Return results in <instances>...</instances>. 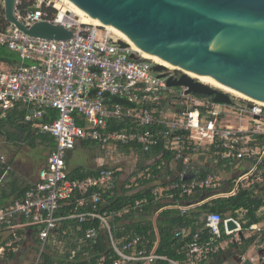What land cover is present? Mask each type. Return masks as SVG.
<instances>
[{
	"label": "built area",
	"instance_id": "obj_1",
	"mask_svg": "<svg viewBox=\"0 0 264 264\" xmlns=\"http://www.w3.org/2000/svg\"><path fill=\"white\" fill-rule=\"evenodd\" d=\"M32 1L33 5L21 14L16 0L19 21L26 26L57 24L73 35L67 41L35 39L11 25L0 32V47L19 56L11 70H0V115L6 118L10 113H21L22 122L34 135L44 134L54 143L36 182L22 200L7 209L0 207V226L10 234L0 248V256L19 250L24 240L19 231L34 228L40 247L33 264H40L49 248L69 255L71 261L78 256L80 246L94 248L101 236L105 237L107 251L99 256L84 253L87 264H183L158 254L155 237L135 235L120 240L114 232L115 223L129 209L110 212L102 207L105 193L116 187L114 171L101 169L84 179L70 178L68 157L85 143L112 150L126 147L131 153L151 156L148 166L160 169L167 164L164 152L189 164L193 156L208 151L214 161L233 168L232 188L225 197H234L242 190L258 197L264 192V106L246 100L218 104L212 98L188 94L185 87L174 90L167 80L181 75L167 70V76L160 78L163 72L154 70L156 64L143 60L131 48H120L117 42L122 40L113 31L82 24L72 12L57 9L51 0ZM48 9L56 14H49ZM131 54L138 60L131 59ZM1 161L5 164L3 157ZM243 164L246 169L242 173ZM218 183L217 177L195 176L166 189L156 186L152 196L158 204L176 205L174 195L165 192L180 191V196L189 197L196 190L216 189ZM137 186L131 183L126 188ZM258 198L262 200L258 211L263 220L245 230L261 234L264 196ZM145 203L137 202L135 209L142 212ZM191 207L178 206L182 214ZM18 217L27 221L18 225ZM72 222L87 226L76 238V249L67 241L49 245L53 234L64 223ZM204 223L211 238L201 245L199 234H193V242L184 253L189 260L186 264L202 261L223 237H237L244 230L234 217L219 213H208ZM229 223L234 227L229 228ZM186 232L182 228L175 237L185 240Z\"/></svg>",
	"mask_w": 264,
	"mask_h": 264
},
{
	"label": "water",
	"instance_id": "obj_2",
	"mask_svg": "<svg viewBox=\"0 0 264 264\" xmlns=\"http://www.w3.org/2000/svg\"><path fill=\"white\" fill-rule=\"evenodd\" d=\"M90 17L121 32L142 53L181 71L212 78L264 103V0H66ZM5 21L23 34L67 41L73 32L49 22L26 26L17 18L16 0H3ZM35 12L36 9H31ZM122 49L130 45L117 42ZM131 59L138 60L135 54ZM145 60V59H144ZM154 70L167 68L155 65ZM168 87L232 105L231 95L182 74ZM234 225L229 223V228ZM235 264H253L241 254Z\"/></svg>",
	"mask_w": 264,
	"mask_h": 264
},
{
	"label": "crops",
	"instance_id": "obj_3",
	"mask_svg": "<svg viewBox=\"0 0 264 264\" xmlns=\"http://www.w3.org/2000/svg\"><path fill=\"white\" fill-rule=\"evenodd\" d=\"M12 53L15 55L16 59L13 61H2L1 60L0 70L8 71V70H11L13 66L18 64L19 56L14 52ZM0 118H4V117L0 115ZM13 131L17 132L15 129H13ZM35 135H39V134H35ZM16 145H19V144H16ZM85 145H89V146H85ZM15 147L20 148L17 146ZM92 147H97V145H93L91 143L80 144L77 147V149L80 150L83 154H85V153H88V149H92ZM52 150L48 151L47 155H49ZM142 156L145 159V164H144L145 167L142 166V168H147L146 174L148 175H147V178L140 179V186L139 187L137 186L134 192L132 191V188L130 189L131 190L130 192L132 193L137 192V190H150L152 194V190L156 186H160L161 189H166L168 185L176 184L179 181L181 182V181L191 180L195 176H200L198 175V173L206 174V177L213 176V177L218 178L219 183L216 189L198 190L194 192L191 196H189L190 199L188 201H183L180 198H178L179 200L174 199L173 203L176 205L169 204L165 206L167 202H164L163 205L160 207L162 209L160 211H158L159 208L157 209V211L156 209H154L152 211L151 217L148 218L152 220L151 221L152 229L146 235L147 238H149V236L151 237L153 236L157 239V241L160 244L161 236L163 235L162 232L165 230L169 231V233L173 236L174 239L180 240V243L183 244L181 247H179L176 250L178 257L179 256L180 257L178 259L170 258V260H175L180 263L186 264L189 261L188 257L184 255V258H183L182 256L184 252L186 251L187 247L193 242L192 241L193 234H199V238H200L199 243L201 245L209 242V241L208 242L203 241L201 237L205 236V229H206L205 223H204L205 216L208 213H213L211 212V210L216 206L215 201L221 200V199L233 198V197H225L226 194L229 193L232 188V180H233V177L235 176L233 172H231L233 168H229V166H225L221 162L214 161L212 158L213 155L211 154V152L207 151V152L201 153L200 155L198 154L196 156H193V159L189 164L181 163L180 161H177L172 157L171 161H169L166 165L158 169L159 174L155 177L153 176L152 170L148 166L151 156L143 155V154ZM47 157L45 158L43 165L38 170V172L44 167ZM89 160L90 159L87 158L85 159V162L89 163ZM5 163H6V160H5ZM0 164L3 166L5 165L4 163H2V161ZM94 164L98 165V169L95 170L94 172L91 168H88L84 164L82 166L73 167V168L72 167L69 168L68 166L69 173H72L80 169V170H85V171H92L95 174L101 169H111L114 171V175L117 174V171L113 168H107V166L102 167L101 161H99L98 158L96 159L94 158L92 165ZM6 165L7 166L5 169H2L3 166H0V170L3 171V172L0 171V207L3 209H7L8 207L12 206L16 201L22 200L26 192L25 189L26 188L28 189L31 184L36 182L37 175H38V172H37L34 175L32 174L31 175L32 177L27 174L25 176H22L21 179H18L17 177L8 179L7 171H9L10 168L9 170H7V167H10V164H6ZM243 167L244 169H246L244 164H243ZM164 170H166L165 173H163ZM116 178L117 177L115 176L113 185L116 187L117 186L120 187V189H127L126 185L124 184L125 181L123 180V182L121 181L118 182ZM147 181H149V184L143 185V183ZM168 192L169 191L165 193H168ZM262 195L264 196V192ZM142 201L146 202L144 205L148 204L147 199L142 200ZM137 202H141V201H137ZM177 205L182 206V207H186L190 205L192 207L185 214H182L181 210L178 208ZM258 210L256 212V217L261 219L263 218V216ZM165 212H170L169 216H163ZM247 212L248 211L246 209H239V210H236L234 214L227 213L223 217L232 216L236 220H238L243 227H246V226H250L254 224V223H249V220L246 218ZM192 213H194L195 217H197V223L196 225H194V227L181 226V225L172 226V224L170 225L168 224L170 218H175V217L184 216V215H191ZM137 218L139 217L136 216L133 218V220L137 221ZM262 220L263 219H261V221ZM26 221L27 220L24 217H18L15 219V223L18 225ZM123 221L125 222L124 218L116 222L115 226L119 227L118 225L119 224L121 225ZM127 222L129 223V221ZM203 224H204V227L202 228ZM64 225L65 224H63L62 227H60L53 234V237L50 240L49 245L67 241L70 243V245H72V248H74L77 245L76 238H78L80 233L84 230V226H78L77 224L76 225L73 224L65 228ZM182 228L187 229L186 233H188L187 238H190L189 241L187 238L185 240H181L180 238L175 237V234L179 232ZM245 229H247V227L244 228L243 232L239 234V236L237 237L235 236L232 238L223 237L220 241L216 243V248L214 252H211L210 255H208V257L203 259L202 261L194 260V263L195 264H235L233 262V257L237 254H241L245 260L246 259L250 260L253 264H264V233L262 232L261 234H256L253 232L245 231ZM208 233L210 234L209 231ZM19 234H21L24 238L22 244L19 246V250H17L16 252H8V251L5 252L3 255L0 256V264H33L34 260L36 259V255L38 254L39 247H40V242L38 239V230L34 228H28L27 230L19 231ZM251 237L252 238L256 237L254 242H250L246 244V240H250ZM9 238H10L9 231H7L5 228H0V241L7 242L9 241ZM36 238H37V241H36ZM210 238H211V234H210ZM82 248L83 247L80 246V250ZM31 254L33 255L34 259L32 258L29 261L28 258ZM46 254H49L50 257H53L56 259V261L53 264H58L59 259L66 257L65 254L62 253L60 250L56 248H49L46 251V253L43 254L40 264L44 263ZM181 257L183 258L182 260H180Z\"/></svg>",
	"mask_w": 264,
	"mask_h": 264
},
{
	"label": "trees",
	"instance_id": "obj_4",
	"mask_svg": "<svg viewBox=\"0 0 264 264\" xmlns=\"http://www.w3.org/2000/svg\"><path fill=\"white\" fill-rule=\"evenodd\" d=\"M19 4L17 5V11L21 14H24L32 5L33 1L32 0H18ZM49 14L54 15L56 14V11L53 9H48L47 10ZM4 9L0 8V32H3L7 29L9 24L5 21V16H4ZM16 57L15 55L10 52L8 49L5 47H0V61H13L15 60ZM201 97V96H199ZM20 114V116H17ZM6 125L8 127H11L15 129L20 135H24L26 145H28L31 148H36L38 145H43L47 151H50L54 148V143L52 142L51 139H49L47 136L43 134L39 135H34L31 127L27 124H24L22 122V114L19 112H15L14 114H8L6 118H0V126ZM8 140L14 141L19 138V136H14V135H7ZM87 144V143H85ZM93 144V143H91ZM90 145V144H89ZM85 145V146H89ZM96 145V144H93ZM117 149L124 151V152H130L129 148L126 147H118ZM116 149V150H117ZM131 153V152H130ZM134 153H137L141 158L144 159L142 154L140 152L134 151ZM163 154V159L168 163L169 161L172 160V154L169 152H164ZM137 155V156H138ZM3 166V165H2ZM7 166V165H6ZM6 166L4 165L2 169H5ZM150 169L152 170L153 176H157L159 174L158 168L151 166ZM1 171V170H0ZM3 172V171H1ZM94 172V170H93ZM92 171H85V170H76L72 173H70V178H86L89 175H93ZM119 174H115L117 177ZM202 178L206 177V174L198 173ZM181 183L180 181L178 184ZM149 184V181L144 182L143 185ZM27 189V188H26ZM25 189V191H26ZM130 189H120V187H115L112 191L109 190L105 193L104 195V205L102 206L106 210L110 212H115V211H122L125 209H129V212L124 215L125 222L120 225L119 227L115 226V235L121 240V238H131L135 235H147L151 229H152V220L148 219L152 215V211L154 209L160 208L162 204H158L155 202L154 197L151 194L150 190H137V192L132 193L130 192ZM198 191V190H196ZM111 192L114 194L111 195ZM171 194L174 195L175 200H179L180 198L183 201H188L190 197L186 196H180V191L172 192L169 191ZM165 193V195H168L170 193ZM147 199L148 204L144 205L142 207V212H139V209H135V203L137 201H142ZM216 206L211 210L213 213H219L221 216L226 215L227 213H233L236 210L239 209H246L247 215L246 218L249 220V223H259L261 221L260 218L256 217V212L257 210L261 207L262 205V200L259 199L258 197L254 196L252 192L248 190H242L237 194V196L230 198V199H221L217 200ZM170 212H165L163 216H169ZM194 213L191 215H184V216H178L175 218H170L169 219V225L172 224V226H190L194 227L197 223V217H195ZM138 216L137 221L133 220L134 217ZM122 218V219H123ZM121 218L117 219L116 222L120 221ZM129 221V223L127 222ZM64 227L66 228L69 225H76V223L72 222L70 224L64 223ZM116 224V223H115ZM87 226L85 225L84 228ZM204 227V224L202 225V228ZM247 228L249 226H246ZM243 227V228H246ZM163 235L161 236L160 244L158 247V254L165 255L167 258L171 259H178V254L176 253V250L181 247L183 244L180 243V240L174 239L173 236L169 233V231H163ZM264 233V232H263ZM153 238V236H152ZM256 237H251L250 240H246V244L250 242H254ZM188 241L190 238H187ZM203 241H209L210 240V234L208 233V230L205 229V236L201 237ZM37 241V238H36ZM105 237L101 236L100 238V243L98 246L94 248L90 247H83L77 254L78 256L69 261V255H66L65 258L59 259L58 264H68L70 263H78V264H87V258H85L83 255L86 252L92 253V255H101L104 254L105 251H107L106 246L104 244ZM6 241L1 242L0 241V247L5 246ZM69 243V242H68ZM76 247H74L75 249ZM185 253V252H184ZM181 255V254H179ZM183 254V258H184ZM180 258L182 260L183 258ZM56 261L55 258L50 257L49 254L45 255L44 263L43 264H53Z\"/></svg>",
	"mask_w": 264,
	"mask_h": 264
},
{
	"label": "rangeland",
	"instance_id": "obj_5",
	"mask_svg": "<svg viewBox=\"0 0 264 264\" xmlns=\"http://www.w3.org/2000/svg\"><path fill=\"white\" fill-rule=\"evenodd\" d=\"M51 1L52 4L55 5L58 3V0ZM45 2H48V0H45ZM0 8H3V0H0ZM154 63L156 64V61H154ZM175 72L179 75L184 74V71H181L179 69H175ZM174 90H178V88H175ZM231 98L234 102H239L240 100H243L241 98L233 96H231ZM231 124L236 125L237 123L232 122ZM8 134L19 136V138L14 141L7 140ZM24 138V135H20L19 133L14 132L13 129L7 127L6 125L0 126V163L1 157H3L6 160L5 164H10V167H8L10 168V170L7 171L8 179L13 177L21 179L22 176H25L27 174L29 176H31L32 174L34 175L41 168L45 158L48 156V151L43 145H38L36 148H31L26 145L25 140H23ZM15 146L20 148H16ZM137 155V153L124 152L119 149L112 150L111 148H102L97 146L92 147V149H88V153L85 154H83L80 150L77 149L76 151L70 154L67 159V164L69 168L79 167L85 164V166L95 171L98 169V165H92V163L94 158H98V160L101 161L102 167L107 166V168H113L117 171V174H119L116 178L118 182H123L124 180V184L126 186H129L131 185V183H133L134 186L138 185L139 187L140 179L147 178L148 174H146L147 168H142V166L145 167V159ZM86 157L90 159V164L85 162V159H87ZM0 166L2 165L0 164ZM165 172L166 170L163 171V173ZM241 172H245L244 167H241ZM135 188L136 187L132 188L133 192L136 190ZM261 196L262 194L258 197ZM0 228L3 227L1 226Z\"/></svg>",
	"mask_w": 264,
	"mask_h": 264
},
{
	"label": "bare ground",
	"instance_id": "obj_6",
	"mask_svg": "<svg viewBox=\"0 0 264 264\" xmlns=\"http://www.w3.org/2000/svg\"><path fill=\"white\" fill-rule=\"evenodd\" d=\"M56 8L59 9L61 12H65L66 10L72 12V14L74 16H76L77 18L80 19V22L82 24L91 25V26H95V27H103V28H106V29H108L110 31H113L120 40H122L123 42L128 43L130 45L131 50L133 52H135L136 54H138L141 58L146 59V60H150L153 63H154V61H156V65L163 66V67H165L167 69H171V70L178 69L175 66H171V65L161 61L157 57L148 55L146 53H142L137 48H135L121 32H119L118 30H116V29H114V28H112L110 26L102 24L99 20L90 17L86 13L82 12L79 8H74L66 0H58V3L56 4ZM184 74H186L187 76H189L190 78H192L194 80H197V81H199V82H201V83H203L205 85L211 86L212 88L220 90V91H222V92H224L226 94H229V95H231L233 97H238V98H241L243 100H247V101H249L251 103H255V104L264 106L263 102L252 100V99L244 96L243 94H241V93H239V92H237V91H235V90H233L231 88H228L226 86H223V85L217 83L216 81H214L210 77L198 75V74H195V73H189V72H185V71H184Z\"/></svg>",
	"mask_w": 264,
	"mask_h": 264
},
{
	"label": "flooded vegetation",
	"instance_id": "obj_7",
	"mask_svg": "<svg viewBox=\"0 0 264 264\" xmlns=\"http://www.w3.org/2000/svg\"><path fill=\"white\" fill-rule=\"evenodd\" d=\"M34 259V257H33V255L31 254L30 256H29V258H28V260L30 261V259Z\"/></svg>",
	"mask_w": 264,
	"mask_h": 264
}]
</instances>
